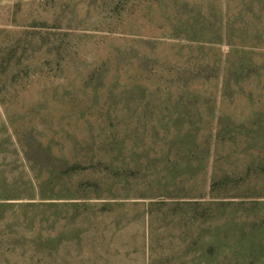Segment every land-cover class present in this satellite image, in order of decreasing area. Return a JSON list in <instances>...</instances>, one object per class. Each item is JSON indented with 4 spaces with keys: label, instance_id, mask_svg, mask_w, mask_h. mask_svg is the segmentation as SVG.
I'll list each match as a JSON object with an SVG mask.
<instances>
[{
    "label": "rangeland",
    "instance_id": "obj_1",
    "mask_svg": "<svg viewBox=\"0 0 264 264\" xmlns=\"http://www.w3.org/2000/svg\"><path fill=\"white\" fill-rule=\"evenodd\" d=\"M39 191L123 205L46 264H264V0H0V205Z\"/></svg>",
    "mask_w": 264,
    "mask_h": 264
},
{
    "label": "trees",
    "instance_id": "obj_2",
    "mask_svg": "<svg viewBox=\"0 0 264 264\" xmlns=\"http://www.w3.org/2000/svg\"><path fill=\"white\" fill-rule=\"evenodd\" d=\"M36 196L39 197L36 198L39 200L37 203H24L18 206L0 205V216L3 213L8 222L20 220V223L24 227V235L22 237L25 241L22 253L24 264L49 263L52 258L49 252H52L57 246L63 249V246H67L69 243L76 244L81 242L82 239L84 240L85 237H88V240L95 237L97 231L94 232L93 230L81 231L73 235H67L66 230L69 229L71 222L74 221L89 224L90 221L99 218L112 219V214L108 215L106 213L101 215L97 212L95 213V211L102 208L106 209L107 207L119 209L123 206L117 202H89L91 200L88 199H80V202L77 203H47L42 201L60 199L61 197L58 195H46L42 191H39ZM2 208H7L8 210L1 212ZM57 209H61L60 211H64L65 213L63 215L57 213L58 211L55 214L49 213ZM97 215H100V217ZM7 226L11 227V224H7ZM56 228L60 229L59 233L56 232ZM26 246H30V248L28 249ZM37 258L41 259L40 263L36 261Z\"/></svg>",
    "mask_w": 264,
    "mask_h": 264
}]
</instances>
